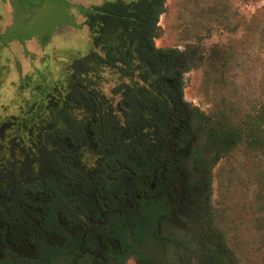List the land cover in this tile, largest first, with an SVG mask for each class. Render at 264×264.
<instances>
[{
  "label": "rangeland",
  "instance_id": "1",
  "mask_svg": "<svg viewBox=\"0 0 264 264\" xmlns=\"http://www.w3.org/2000/svg\"><path fill=\"white\" fill-rule=\"evenodd\" d=\"M106 1L115 0H0V114L4 120L7 113L24 112L21 97L30 91L20 93L21 78L23 83L30 76L31 85H27L33 90L43 86L46 95L65 96L74 85L79 87L71 79L70 64L93 49L85 15ZM165 7L156 46L189 52L193 67L183 75V96L204 116L193 146L182 155L186 162L180 163L178 152L168 151L166 158L161 155L166 161L177 158L180 164L171 166V179L163 191L168 213L162 223L164 238L157 239L152 228L138 247L154 263L176 264V245L194 242L205 232L204 181L215 158L211 129L233 125L243 134L257 125L264 130V0H167ZM43 75L45 81L40 79ZM101 75L104 86L96 79L86 83L111 96V77ZM15 152L0 148V161L15 160ZM211 176L209 207L231 250L229 263L264 264L263 147H253L244 138L212 164ZM2 180L10 191L17 185L11 177ZM64 202L65 217L77 219L81 230L95 227L89 212L76 210L73 196ZM26 219H22L25 231H16V237L14 230L8 239L9 251L30 254L33 250V226L27 225L36 222ZM86 254L84 261L93 255L89 248L81 255ZM186 256L187 264H198L196 254ZM125 264H138L137 255Z\"/></svg>",
  "mask_w": 264,
  "mask_h": 264
},
{
  "label": "trees",
  "instance_id": "2",
  "mask_svg": "<svg viewBox=\"0 0 264 264\" xmlns=\"http://www.w3.org/2000/svg\"><path fill=\"white\" fill-rule=\"evenodd\" d=\"M166 1L115 0L92 7L85 17L93 49L84 57L73 58L70 64L71 79L79 86L75 92L76 96L88 99L90 108L97 113L107 110V99L109 101L110 98L111 103L108 107L110 112H122L125 116L124 127L118 126L117 131L111 129L113 134L110 136V142L115 143L113 145L117 152L115 157L122 159L132 171L138 174H150L157 167L155 158L164 155V139L162 138L169 119L172 120L169 123L170 134L178 126V120L186 121V127L179 137L178 149L175 151L181 154L180 163L186 162V158L182 155L193 146L195 137L200 133L201 119L204 116L198 109L191 107L183 96V75L193 67L189 52L178 48L156 46L155 40L160 32L159 24L165 12ZM104 73H107L113 82L110 95L121 99L114 110H112L113 102L109 95L86 83L87 79L91 81L96 79V81L100 80L104 86L106 83L104 77H98ZM261 132L264 130L257 125L252 126L248 132L243 133L244 135L233 125L214 127L209 133L210 144L215 150L212 164H216L244 138L251 146L264 149V134L260 135ZM114 135L118 140L113 142ZM137 136L149 146L152 140L157 141L153 155H150L148 149L138 147ZM152 137L154 139H151ZM212 164H208L204 181L205 232L200 233L194 242L176 245L179 253L176 264H187V252L189 255L198 256V264H230L228 258H230L231 250L223 233L215 226L209 207L212 191ZM124 172L129 174L128 171ZM126 180V177H120V191L117 187L114 189L121 193L130 191ZM3 184L1 185L4 186ZM26 200L24 194H11L10 191H7L3 198L0 196V224L10 223L16 237H19L16 231L23 226L22 219L25 216L40 220V215L36 212H32L29 217L28 214L23 213L21 206L23 205L24 208ZM63 200L66 201V197ZM88 201L91 200L88 199ZM162 202L143 201L140 206L141 221L138 215L133 217L132 221L136 222L137 228L142 229L141 239H146V227L150 226L148 230L152 229L153 219L158 215L156 213L164 210L165 204ZM6 208L12 213L6 212ZM93 210L97 211L94 207ZM127 217L122 215V212H114L110 216L111 226L108 225L110 228L107 231L117 238L121 246L113 248L108 245L104 249L106 242L102 244L96 234L93 237V255H89L90 258L86 261L73 252V244L78 239L73 232V226L78 224L74 217H66L64 223H67L68 227H64V224L54 219V215L47 216L46 233H38L34 231V228L30 233L32 242L30 243L33 245L30 254L27 251L26 253L9 251L8 239L10 238L6 237L5 230L0 227L2 231L0 264H125L132 253L137 255L138 264H162L152 262L139 251V247H135L130 241V230L127 225L131 220ZM105 237L102 236V241L106 240Z\"/></svg>",
  "mask_w": 264,
  "mask_h": 264
},
{
  "label": "flooded vegetation",
  "instance_id": "3",
  "mask_svg": "<svg viewBox=\"0 0 264 264\" xmlns=\"http://www.w3.org/2000/svg\"><path fill=\"white\" fill-rule=\"evenodd\" d=\"M37 75L39 78L40 75L38 73ZM27 78L23 79V83L21 78L19 84L22 95L27 89L30 91L29 96L21 97L25 105H23L24 112L21 108L22 110L17 114L7 113L5 120L3 114H0V118L3 116V120H0V148L10 152L16 151L15 160L9 162L8 159L3 158L0 161L3 170L0 172V196L3 198L4 194L10 191L8 186L1 185L5 182L2 180L3 177H11L12 181L17 183L13 191H10L11 194L22 193L26 196L24 208L23 205L21 206L23 213L28 214V217L32 212L40 215V220L27 218L36 222L28 223V226L33 225L34 231L38 233H46L45 222L49 215H54V219L64 224V227H68L67 223H64L66 202L63 198L73 196L76 210L89 212L92 222L95 223V227L83 228L84 230L80 229L81 225L73 226V232L78 237L73 244V252L82 259L88 257V254L81 255L83 250L89 248L90 253L94 252L93 237L96 234L102 244L106 242L104 249L108 245L113 248L121 246L117 238L107 231L111 226L110 216L114 212H122V215L128 216V220H131L127 225L130 230V241L138 247V244L144 241L141 239L142 229L137 228L136 222L132 219L138 215L141 221L140 206L143 201L148 203L163 201L166 204L163 191L168 188V180L171 179V166L174 165L175 168L180 166L176 161L177 158L173 161L164 160V155L160 160L159 157L155 158L157 167L150 174H138L132 171L122 159L115 157L117 153L113 146L115 143L110 142V136L113 134L111 129L117 131L118 126H125V116L122 112H110L108 108L110 100L107 102L108 106L105 104L106 111L93 112L88 99L76 96V85L69 89L65 96L46 95L43 86L33 90L34 86H29L30 76ZM40 79L45 81V75ZM39 84L45 85L43 81ZM109 97L115 100L112 103L114 110L121 99ZM171 121L168 120L163 132L164 154L168 151L175 153L178 149L179 137L182 135L181 131L186 127L184 119L178 120V126L170 134ZM118 135L122 136L119 133ZM116 139L118 140L115 136L113 142ZM137 141L138 147L148 149L150 155H153L157 141L152 140L150 146L147 142L143 143L139 136ZM124 171H128L129 174ZM175 172L179 175V171ZM120 177L127 178L126 183L130 191L121 193L115 190L117 187L120 191ZM93 207L97 211L94 212ZM6 209V212L12 213L8 208ZM156 214L158 215L153 219L152 228H155V237L163 240L162 223L165 222L168 213L166 214L164 209ZM104 224L107 225V229ZM0 227L5 230L4 234L8 238L13 235L10 223L0 224ZM149 227H146V239L149 233H152V229L148 230ZM20 229L22 232L25 231L23 226ZM102 236H106L105 241H102ZM135 255L132 253L129 258Z\"/></svg>",
  "mask_w": 264,
  "mask_h": 264
}]
</instances>
